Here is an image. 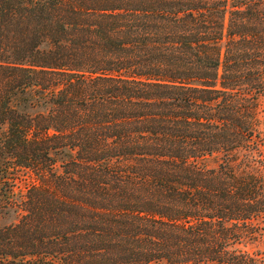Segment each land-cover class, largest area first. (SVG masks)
<instances>
[{
	"label": "trees",
	"instance_id": "1",
	"mask_svg": "<svg viewBox=\"0 0 264 264\" xmlns=\"http://www.w3.org/2000/svg\"><path fill=\"white\" fill-rule=\"evenodd\" d=\"M262 240L264 0H0V264H264L238 248Z\"/></svg>",
	"mask_w": 264,
	"mask_h": 264
},
{
	"label": "rangeland",
	"instance_id": "2",
	"mask_svg": "<svg viewBox=\"0 0 264 264\" xmlns=\"http://www.w3.org/2000/svg\"><path fill=\"white\" fill-rule=\"evenodd\" d=\"M35 182L33 176L30 174V172H26L24 170H20L17 179H16V190L18 193H23L26 194L28 189L34 185ZM7 218L6 220L3 221L4 224H9L15 218ZM3 224V225H4ZM240 250L246 251L252 255H262L264 256V240L261 242H254L251 244H246V245H241L238 247Z\"/></svg>",
	"mask_w": 264,
	"mask_h": 264
}]
</instances>
